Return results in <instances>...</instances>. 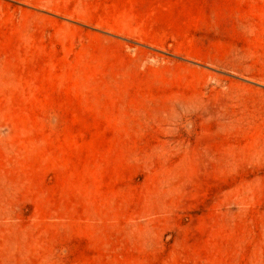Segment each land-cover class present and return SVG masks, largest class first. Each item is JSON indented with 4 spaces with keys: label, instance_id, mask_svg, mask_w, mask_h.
<instances>
[{
    "label": "rangeland",
    "instance_id": "374dc122",
    "mask_svg": "<svg viewBox=\"0 0 264 264\" xmlns=\"http://www.w3.org/2000/svg\"><path fill=\"white\" fill-rule=\"evenodd\" d=\"M0 264H264V0H0Z\"/></svg>",
    "mask_w": 264,
    "mask_h": 264
}]
</instances>
